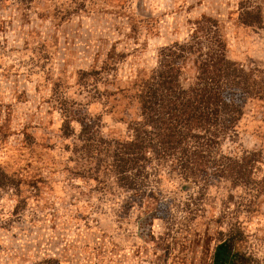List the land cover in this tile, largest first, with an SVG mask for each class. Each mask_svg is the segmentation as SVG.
Returning a JSON list of instances; mask_svg holds the SVG:
<instances>
[{"label": "rangeland", "instance_id": "obj_1", "mask_svg": "<svg viewBox=\"0 0 264 264\" xmlns=\"http://www.w3.org/2000/svg\"><path fill=\"white\" fill-rule=\"evenodd\" d=\"M242 8H259L264 22V0H34L1 11L0 167L20 190L0 193V264H211L214 222L226 206L236 210L240 189L221 182L184 193L179 181H163L166 206L152 217L131 193L103 192L95 169L106 178L105 145L97 157L80 134L84 123L98 138L125 139L136 85L159 50L188 40L204 16L219 21L230 60L264 71V26L243 24ZM194 76L188 63L183 85ZM254 107L244 108L223 152L264 148ZM258 210L241 218L264 258V197Z\"/></svg>", "mask_w": 264, "mask_h": 264}, {"label": "trees", "instance_id": "obj_2", "mask_svg": "<svg viewBox=\"0 0 264 264\" xmlns=\"http://www.w3.org/2000/svg\"><path fill=\"white\" fill-rule=\"evenodd\" d=\"M33 2L0 0V13L9 5L27 8ZM3 18L0 15V23ZM239 19L250 27L264 26L259 8H242ZM188 63L195 76L185 87L181 77ZM103 70L105 67L95 75L102 76ZM136 87L138 109L127 122L125 139L106 141L90 125L82 124L80 136L91 143L97 157L106 151V178L100 181V167L95 169V180L102 184L103 192L112 197L118 189L131 193L133 202L139 198L154 217L166 206L159 199L163 181H179L178 188L184 193L199 188L204 194L217 183L227 182L243 194L235 211L226 206L214 222L219 229L211 264H264V258L252 249L241 218L257 215L264 197V148L240 153L222 150L249 102L264 123V71L245 69L230 60L219 21L204 16L195 23L188 40L159 50L156 66ZM66 125L62 130L70 136L72 129ZM8 189L19 192V183L0 167V193ZM232 198L229 195L228 204ZM3 215L0 210V234L5 229Z\"/></svg>", "mask_w": 264, "mask_h": 264}]
</instances>
